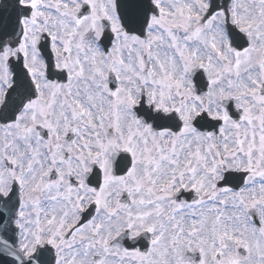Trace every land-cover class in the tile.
<instances>
[{"label":"snow or ice","instance_id":"snow-or-ice-1","mask_svg":"<svg viewBox=\"0 0 264 264\" xmlns=\"http://www.w3.org/2000/svg\"><path fill=\"white\" fill-rule=\"evenodd\" d=\"M0 255L264 264V0L0 8Z\"/></svg>","mask_w":264,"mask_h":264},{"label":"water","instance_id":"water-1","mask_svg":"<svg viewBox=\"0 0 264 264\" xmlns=\"http://www.w3.org/2000/svg\"><path fill=\"white\" fill-rule=\"evenodd\" d=\"M0 264H9L7 260L0 255Z\"/></svg>","mask_w":264,"mask_h":264}]
</instances>
